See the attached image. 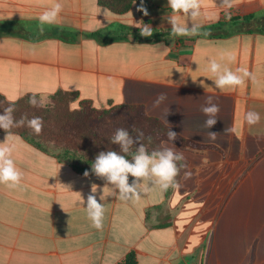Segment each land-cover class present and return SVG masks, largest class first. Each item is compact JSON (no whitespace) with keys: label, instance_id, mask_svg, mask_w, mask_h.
Instances as JSON below:
<instances>
[{"label":"crops","instance_id":"0c3cea01","mask_svg":"<svg viewBox=\"0 0 264 264\" xmlns=\"http://www.w3.org/2000/svg\"><path fill=\"white\" fill-rule=\"evenodd\" d=\"M57 2L56 23L41 32L39 16ZM228 11L231 19L220 0H204L201 35L173 36L167 0H135L122 15L99 0H0V93L9 100L34 93L48 102L62 89L97 107L138 104L163 122L169 108V126L189 141L167 142L187 165L177 187L164 191L149 178L139 200L124 201L104 179L12 133L22 180L0 184V264H123L130 252L138 264H264V0H234ZM144 25L151 35L140 34ZM211 60L252 78L219 89ZM159 93L167 100L153 108ZM209 96L220 108L210 129L200 111ZM248 111L259 123H246ZM93 184L101 230L86 212Z\"/></svg>","mask_w":264,"mask_h":264},{"label":"clouds","instance_id":"9594fccd","mask_svg":"<svg viewBox=\"0 0 264 264\" xmlns=\"http://www.w3.org/2000/svg\"><path fill=\"white\" fill-rule=\"evenodd\" d=\"M168 8L171 9L167 13L165 20L171 26L173 36H196L201 35L200 29L202 24L199 22L203 13L204 0H167ZM220 6L226 11V18L231 19L230 10L234 6V0H220ZM62 10V5L57 2L50 9L44 11L39 16L40 31L43 32L45 24H54ZM147 15V12L145 11ZM188 17L184 23L180 22L179 17ZM151 26L144 25L140 34L142 36L151 35ZM207 35V33H203ZM225 57L222 55L221 59ZM229 61L234 60V56L227 54ZM215 77L214 83L217 88H235L245 83L247 78H252V73L248 69L240 67L234 72L226 66H222L216 60H211L208 69ZM167 100L166 93H159L153 101V108H159L162 103ZM43 97H37L33 94L29 103L33 107H44ZM200 111L206 117L204 121L205 128H212L217 123V117L220 112L219 105L213 101L212 97H208ZM15 112L14 103H10L7 108L0 112V129H3L7 135L4 142H0V184L7 186L10 189L17 188L22 180V173L17 168L12 154L14 144L10 142V137L13 135L11 129L14 127L27 126L36 135H39L43 130V119L38 116H33L29 119L26 115L16 120L13 113ZM170 113L169 108L164 109V122L169 124L166 119ZM147 115V110L145 112ZM261 117L258 112L248 111L245 114V121L248 125L259 123ZM225 131H234L233 129H225ZM167 140L173 142L177 139V133L171 130L167 132ZM208 136L211 140H215L217 133L209 131ZM143 133L138 132L137 136L133 137L128 130L118 128L111 137V143L119 146V151L108 150L99 152L91 170L98 178L104 179L107 184L114 186L118 190V198L124 201L139 200L141 192L138 191L140 182L153 178V182L160 186L161 190L166 191L169 187H177V176L180 174L181 167L186 168V164L178 165V162L184 161L185 157L182 151H177L175 145L169 147L167 142H162V147L153 150L149 153L143 143ZM150 139V138H149ZM133 145H136V150L131 153ZM123 153V154H122ZM131 153V159L127 158L126 154ZM207 164V158L203 160ZM85 176L89 173L86 171ZM132 177V183H129V177ZM191 177V172H185V179ZM97 186L92 185L91 193L87 196L86 212L92 226L97 230L103 228L104 205L98 202L95 193ZM79 194V193H78ZM80 195V194H79ZM102 199V197H101ZM83 203V200H81Z\"/></svg>","mask_w":264,"mask_h":264},{"label":"trees","instance_id":"16d2710c","mask_svg":"<svg viewBox=\"0 0 264 264\" xmlns=\"http://www.w3.org/2000/svg\"><path fill=\"white\" fill-rule=\"evenodd\" d=\"M134 1L99 0V3L112 13L122 15L130 11ZM244 18L249 21L251 16ZM90 35L98 37L101 33L95 32ZM33 94L27 93L17 100H9L0 93V112H3L10 103H14L13 115L16 120L24 115L29 119L33 116L43 119V130L39 135L34 134L27 126L14 127L11 132L19 134L37 148L54 154L82 174L86 171L89 174L92 173L91 166L99 152L119 151V146L111 143V137L118 128L128 130L133 137L137 136L138 132H142L141 143L145 145L149 153L161 148L162 142L168 141L166 134L169 127L177 133V139L173 142L182 145L189 143L176 128L158 118L146 115L138 104L110 102L107 106L97 107L91 101L82 99L76 106L75 102L79 94L75 91L60 89L51 95L48 102H44V107H33L29 103ZM123 112L126 114L121 116ZM0 132L5 131L0 129ZM135 150L136 145H133L131 153ZM131 153L126 154L127 158L131 157ZM123 264H138L136 254L130 252Z\"/></svg>","mask_w":264,"mask_h":264},{"label":"rangeland","instance_id":"374dc122","mask_svg":"<svg viewBox=\"0 0 264 264\" xmlns=\"http://www.w3.org/2000/svg\"><path fill=\"white\" fill-rule=\"evenodd\" d=\"M75 105L77 106L78 105V103L77 102H75ZM74 106V105H73ZM102 107H104V106H102ZM126 113L125 112H123L122 114H121V116H124ZM165 142H170V141H165ZM163 146V145H162ZM55 152H58V150H54Z\"/></svg>","mask_w":264,"mask_h":264}]
</instances>
